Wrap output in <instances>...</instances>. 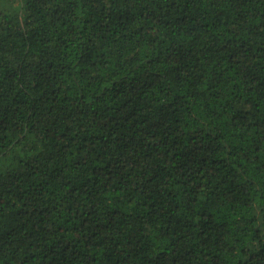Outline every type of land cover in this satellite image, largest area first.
<instances>
[{
	"label": "trees",
	"instance_id": "trees-1",
	"mask_svg": "<svg viewBox=\"0 0 264 264\" xmlns=\"http://www.w3.org/2000/svg\"><path fill=\"white\" fill-rule=\"evenodd\" d=\"M0 264H264V0H0Z\"/></svg>",
	"mask_w": 264,
	"mask_h": 264
}]
</instances>
